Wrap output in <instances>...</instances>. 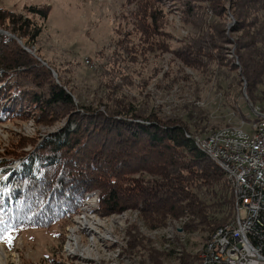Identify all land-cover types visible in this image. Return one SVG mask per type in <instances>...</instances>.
Listing matches in <instances>:
<instances>
[{"label": "rangeland", "instance_id": "1", "mask_svg": "<svg viewBox=\"0 0 264 264\" xmlns=\"http://www.w3.org/2000/svg\"><path fill=\"white\" fill-rule=\"evenodd\" d=\"M140 1L144 0H0V7L26 15L31 6L47 7L46 18L29 14L38 36L24 47L50 69L51 77L70 92L74 102L71 106L41 103V109L39 105L34 107L35 111L25 119L0 122V155L21 137L27 141L22 150H31L34 143L64 127L71 118L81 120L74 113L79 117L102 112L137 121L183 125L187 135L205 136L211 130L249 118L254 105L264 111V81L259 91L251 90L235 53V40L242 32L232 31L236 25L234 0L217 1L218 8H226L223 15L213 12L203 0H162L163 14L155 32L146 37L139 32L146 27L144 22L136 23L139 18L131 15ZM261 7L256 16L263 20L264 3ZM223 22L231 41L226 44L230 62L214 60L207 53L205 62L182 58L184 47L190 44L201 48L206 43L198 40L199 35L209 39L213 26L221 30ZM19 42L24 44L21 39ZM151 42L165 47H150ZM8 49L17 50L12 46ZM50 75L43 74L46 83L40 82L39 76L33 82L39 89L45 88L47 99L51 95ZM44 107L47 112L41 117L37 110L43 113ZM65 107H71V111L62 113ZM162 156L159 158H164V152ZM19 163L11 166L15 168ZM7 167L0 164L1 180L7 177ZM213 188L229 198L225 185L217 183ZM209 189L197 190L206 203L213 199ZM85 196L83 201L93 204L91 211L82 212V201L77 214L61 218L50 227H23L1 220L0 245L9 255L6 264H139L149 251L143 247L127 250L129 233L135 231L145 238L144 243L163 253L164 264H179L184 251L201 255L213 235L208 237L201 228L187 227L190 216L170 217L163 225H154L135 208L101 215L97 211L98 194L92 191ZM5 205L0 193V214ZM223 215L224 212L219 214L220 219ZM84 217L91 223H100L93 224L95 232L89 233L78 223ZM73 229L80 244L75 251L67 246ZM7 236L10 241L5 239Z\"/></svg>", "mask_w": 264, "mask_h": 264}, {"label": "trees", "instance_id": "2", "mask_svg": "<svg viewBox=\"0 0 264 264\" xmlns=\"http://www.w3.org/2000/svg\"><path fill=\"white\" fill-rule=\"evenodd\" d=\"M203 1L213 12L224 14L226 8H218V0ZM234 2L236 25L232 31L242 32L235 40V53L242 62L248 87L256 92L264 81V18L260 20L256 16V11L263 9L264 0ZM161 3L162 0L140 1L131 12L134 18H139L136 23L144 22L146 27L139 32L145 37L156 30L163 14ZM47 10L44 6H31L26 15L0 7V29L16 36L0 32V122L25 119L35 111L34 107L39 105L41 109V103L68 106L74 103L70 92L51 77L50 69L24 47L38 36L29 14L46 18ZM222 25L221 30L213 26L209 39L199 35L198 40L206 43L201 48L195 49L190 44L184 47L182 58H199L205 62L207 53L214 60L230 62L226 44L231 41L225 34L224 22ZM156 45L151 42L149 46L165 47L163 43ZM10 46L17 50H9ZM39 73L50 75L48 99L45 88L41 90L33 83L43 76ZM45 79L42 77L40 82L46 83ZM37 111L41 117L47 112ZM68 111L71 107H65L62 113ZM73 116L81 120L76 122L71 118L64 127L34 143L29 151L22 150L27 144L26 137L4 148L0 164L9 167L6 179H0V193L6 200L0 221L23 227H50L61 218L75 214L85 195L92 191L98 194L97 211L101 215L135 208L149 222H155L154 225H163L170 217L190 216L187 227L201 228L208 237L234 218V192L225 174L194 144L195 136L203 135H187L183 125L137 121L102 112ZM163 152L164 158L160 159ZM16 161L20 163L13 168L11 165ZM217 183L229 189V198L213 188ZM204 187H210V193L207 190L213 197L210 203L198 195L197 190ZM227 219L228 222L221 224ZM144 239L140 232H130L127 250L148 248V257L139 264H164L163 253L144 243ZM199 259L200 254L184 251L179 264H197Z\"/></svg>", "mask_w": 264, "mask_h": 264}, {"label": "built area", "instance_id": "3", "mask_svg": "<svg viewBox=\"0 0 264 264\" xmlns=\"http://www.w3.org/2000/svg\"><path fill=\"white\" fill-rule=\"evenodd\" d=\"M249 120L230 126L245 128V136L234 139L215 130L198 140L229 165L233 176L234 223L217 237L210 253L197 264L264 263V113L252 108Z\"/></svg>", "mask_w": 264, "mask_h": 264}, {"label": "bare ground", "instance_id": "4", "mask_svg": "<svg viewBox=\"0 0 264 264\" xmlns=\"http://www.w3.org/2000/svg\"><path fill=\"white\" fill-rule=\"evenodd\" d=\"M255 109H257V111H260L261 113H264V111L259 107V106H253ZM230 126H235V125H227L225 127L216 129L215 131L217 132V134L219 135H229L230 133V137L234 138V139H241V137L245 136V128H230ZM199 138H208V134L205 136H201ZM194 144L196 145L197 148H199L203 153H205L208 157L211 158V160L213 162H215L223 171V173L225 174L226 180L229 182L231 189H233L234 192V188H233V176H231L230 174V170H229V165L224 162L223 159H219V155L214 154L211 152V149H209L201 140H198L197 138L193 139ZM92 196V195H91ZM86 197V196H85ZM95 200V199H94ZM88 201H83L84 202V207L81 208L82 212L83 210L88 212L91 211L93 209V204ZM99 202V201H98ZM83 205V204H82ZM95 208V207H94ZM235 215L238 213V205H235ZM80 210V209H79ZM77 214V213H76ZM92 214V213H91ZM100 216V215H99ZM87 217H84L82 222H78L81 224V226L83 227L84 230L87 229V231H89V233H91L92 231L95 232V226L97 225L99 226V224H95V223H91L89 222L87 219ZM234 223V218H232V220L227 223L226 225H224L223 227L221 226V228H219L218 230H216V232L212 235V237L210 238V240L208 242H206V245L204 246L201 255L205 254V253H210L211 248H212V244L213 243H217V237H220L221 233L228 227L232 226ZM94 224V225H93ZM102 225V224H101ZM80 229V228H79ZM82 229V228H81ZM104 237V236H103ZM74 242V243H73ZM79 238L78 235L76 233V231L73 229V232L71 231V237H70V241L68 242L67 246L70 250H74L80 248L79 247ZM66 248V247H65ZM75 253V252H74ZM11 255V254H10ZM15 255V254H13ZM79 256H81L80 254H78ZM8 254L4 251V247L3 245H0V264H6L7 263V259H8ZM16 257V256H13ZM260 264H264V263H260Z\"/></svg>", "mask_w": 264, "mask_h": 264}, {"label": "water", "instance_id": "5", "mask_svg": "<svg viewBox=\"0 0 264 264\" xmlns=\"http://www.w3.org/2000/svg\"><path fill=\"white\" fill-rule=\"evenodd\" d=\"M1 32H3V33H8V32H4L3 30H0ZM10 36H12V37H16L15 35H12V34H10V33H8ZM21 42V41H20ZM54 74L56 75V73L54 72Z\"/></svg>", "mask_w": 264, "mask_h": 264}, {"label": "snow or ice", "instance_id": "6", "mask_svg": "<svg viewBox=\"0 0 264 264\" xmlns=\"http://www.w3.org/2000/svg\"><path fill=\"white\" fill-rule=\"evenodd\" d=\"M5 239H7V240H11V237L10 236H7V237H5Z\"/></svg>", "mask_w": 264, "mask_h": 264}]
</instances>
